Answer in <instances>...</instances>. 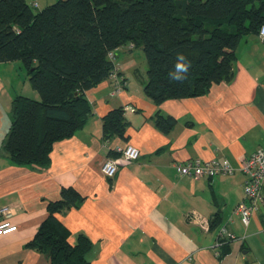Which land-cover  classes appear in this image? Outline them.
<instances>
[{
    "label": "crops",
    "instance_id": "obj_1",
    "mask_svg": "<svg viewBox=\"0 0 264 264\" xmlns=\"http://www.w3.org/2000/svg\"><path fill=\"white\" fill-rule=\"evenodd\" d=\"M31 4L41 9L35 0ZM115 66L123 88L114 92L113 83L104 81L86 91L90 116L72 137L55 143L49 165L38 168L14 165L3 150L12 101L37 94L19 61L0 62V208L11 209L8 221L16 226L0 235V264H49L29 243L62 188L76 191L81 201L58 219L72 234L88 238L90 264H264V205L247 226L234 213L245 201L239 168L264 147V42L256 35L240 40L230 82L158 105L143 93L147 69ZM116 108L124 111L126 138L105 140L102 117ZM157 112L175 120L168 132L155 126ZM128 145L138 149L137 160L120 158ZM109 152L118 165L112 178L100 174ZM196 158L226 159L234 173L180 175L178 166ZM221 226L236 239L216 246Z\"/></svg>",
    "mask_w": 264,
    "mask_h": 264
},
{
    "label": "trees",
    "instance_id": "obj_2",
    "mask_svg": "<svg viewBox=\"0 0 264 264\" xmlns=\"http://www.w3.org/2000/svg\"><path fill=\"white\" fill-rule=\"evenodd\" d=\"M262 25L264 0H56L36 11L25 0H0V62L19 61L37 94L12 101L3 150L14 165L47 167L53 145L90 116L86 91L104 81L123 88L114 62L121 47L143 51V93L158 105L230 82L240 40L257 36ZM178 54L190 63L182 81L170 77ZM154 124L168 132L175 120L157 112ZM127 126L122 108L102 117L105 140L125 139ZM108 158L115 156L109 152ZM80 201L76 191L62 188L29 243L49 264H90L88 238L72 234L57 216Z\"/></svg>",
    "mask_w": 264,
    "mask_h": 264
},
{
    "label": "built area",
    "instance_id": "obj_3",
    "mask_svg": "<svg viewBox=\"0 0 264 264\" xmlns=\"http://www.w3.org/2000/svg\"><path fill=\"white\" fill-rule=\"evenodd\" d=\"M257 37L260 41L264 42V25L259 28ZM111 78L115 79V74H112ZM115 89V91L118 90V88ZM119 152L120 158L127 162L137 160L140 155L137 148L129 145L122 148ZM117 169V159L106 158L100 166V174L106 178H112L116 174ZM234 170V167L228 160L215 158L210 160L189 159L178 166L180 175L192 179L231 175L234 173ZM239 170L245 176L242 186L245 201L240 202L235 207L234 213L239 216L242 224L247 226L250 217L258 211L261 205H264V147L247 156ZM10 214V208H0V235H5L16 230V226L8 221ZM234 239H236V236L231 234L225 226H221L217 233L215 245L219 246L223 242Z\"/></svg>",
    "mask_w": 264,
    "mask_h": 264
},
{
    "label": "rangeland",
    "instance_id": "obj_4",
    "mask_svg": "<svg viewBox=\"0 0 264 264\" xmlns=\"http://www.w3.org/2000/svg\"><path fill=\"white\" fill-rule=\"evenodd\" d=\"M30 7L36 11V6H33L31 3L33 0H28ZM37 3H43V0H35ZM32 5V6H31ZM44 4H41V9L45 8L46 6H43ZM43 7V8H42ZM116 57L114 59L115 64H138V68L141 71L142 69H147L146 59L143 51L140 48L133 49L132 52L126 51L124 47H121L116 52Z\"/></svg>",
    "mask_w": 264,
    "mask_h": 264
},
{
    "label": "clouds",
    "instance_id": "obj_5",
    "mask_svg": "<svg viewBox=\"0 0 264 264\" xmlns=\"http://www.w3.org/2000/svg\"><path fill=\"white\" fill-rule=\"evenodd\" d=\"M190 67V63L186 60L183 54H178V62L175 65V71L170 73V77L173 80H183L185 79V74Z\"/></svg>",
    "mask_w": 264,
    "mask_h": 264
}]
</instances>
